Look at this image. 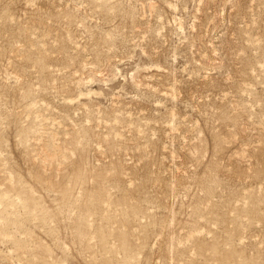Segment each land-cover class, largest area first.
Masks as SVG:
<instances>
[{
	"label": "rangeland",
	"instance_id": "374dc122",
	"mask_svg": "<svg viewBox=\"0 0 264 264\" xmlns=\"http://www.w3.org/2000/svg\"><path fill=\"white\" fill-rule=\"evenodd\" d=\"M0 264H264V0H0Z\"/></svg>",
	"mask_w": 264,
	"mask_h": 264
}]
</instances>
